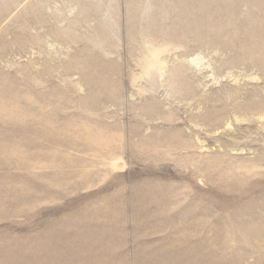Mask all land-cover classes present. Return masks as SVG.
<instances>
[{
	"label": "rangeland",
	"instance_id": "rangeland-1",
	"mask_svg": "<svg viewBox=\"0 0 264 264\" xmlns=\"http://www.w3.org/2000/svg\"><path fill=\"white\" fill-rule=\"evenodd\" d=\"M0 264H264V0H0Z\"/></svg>",
	"mask_w": 264,
	"mask_h": 264
},
{
	"label": "bare ground",
	"instance_id": "bare-ground-1",
	"mask_svg": "<svg viewBox=\"0 0 264 264\" xmlns=\"http://www.w3.org/2000/svg\"><path fill=\"white\" fill-rule=\"evenodd\" d=\"M191 62V61H190Z\"/></svg>",
	"mask_w": 264,
	"mask_h": 264
}]
</instances>
